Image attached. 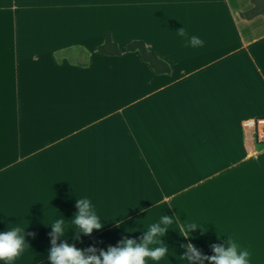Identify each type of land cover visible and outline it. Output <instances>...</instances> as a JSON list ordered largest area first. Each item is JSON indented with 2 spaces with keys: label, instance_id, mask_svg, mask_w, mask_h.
Instances as JSON below:
<instances>
[{
  "label": "crops",
  "instance_id": "0c3cea01",
  "mask_svg": "<svg viewBox=\"0 0 264 264\" xmlns=\"http://www.w3.org/2000/svg\"><path fill=\"white\" fill-rule=\"evenodd\" d=\"M106 35L122 55L96 50ZM136 40L171 73L127 52ZM261 118L260 0H0V232L21 226L30 245L13 264H51L62 217L58 243L106 251L166 214L169 252L147 264L228 238L264 264V145L248 134ZM80 198L103 228L74 240Z\"/></svg>",
  "mask_w": 264,
  "mask_h": 264
},
{
  "label": "clouds",
  "instance_id": "9594fccd",
  "mask_svg": "<svg viewBox=\"0 0 264 264\" xmlns=\"http://www.w3.org/2000/svg\"><path fill=\"white\" fill-rule=\"evenodd\" d=\"M176 32L181 37L187 36L184 28ZM188 43L191 47L203 46V41L196 36L189 37ZM76 208L78 212L71 220L79 232H76L74 240H79L80 234L91 236L94 231L103 228L88 198L77 199ZM65 221L62 217L51 226V248L48 253L51 264H147L148 260L160 261L169 252V246L163 242L162 238L167 235L169 226L174 223L173 216L163 215L158 222L148 227L139 242L124 238L116 246H108L105 251L94 246L81 250L75 244L67 243L66 240L58 243V240L65 235ZM197 229L201 228L196 223L185 222L179 227V235L182 238L191 239V233ZM29 235L35 237L34 233ZM25 236L24 228L18 225L13 226L11 230L0 232V261L13 264L25 249L30 247ZM182 247L185 254L180 257L188 264H205V262L207 264H249L251 255L248 250L241 249L230 238L226 246L213 244L211 256L204 255L192 243L183 244Z\"/></svg>",
  "mask_w": 264,
  "mask_h": 264
},
{
  "label": "trees",
  "instance_id": "16d2710c",
  "mask_svg": "<svg viewBox=\"0 0 264 264\" xmlns=\"http://www.w3.org/2000/svg\"><path fill=\"white\" fill-rule=\"evenodd\" d=\"M100 54L108 56H120L122 51L119 49L117 43L112 40L111 35H106L104 44L100 45L96 49ZM127 52H139L144 62L150 65V67L157 74H170V66L158 57V55L150 50L146 43L142 40H136L129 43L126 46Z\"/></svg>",
  "mask_w": 264,
  "mask_h": 264
},
{
  "label": "built area",
  "instance_id": "2783aa9c",
  "mask_svg": "<svg viewBox=\"0 0 264 264\" xmlns=\"http://www.w3.org/2000/svg\"><path fill=\"white\" fill-rule=\"evenodd\" d=\"M248 134L257 144L264 145V118L255 120L248 128Z\"/></svg>",
  "mask_w": 264,
  "mask_h": 264
},
{
  "label": "rangeland",
  "instance_id": "374dc122",
  "mask_svg": "<svg viewBox=\"0 0 264 264\" xmlns=\"http://www.w3.org/2000/svg\"><path fill=\"white\" fill-rule=\"evenodd\" d=\"M260 3H262L264 5V0H260ZM120 49V48H119ZM121 50V49H120Z\"/></svg>",
  "mask_w": 264,
  "mask_h": 264
},
{
  "label": "bare ground",
  "instance_id": "6f19581e",
  "mask_svg": "<svg viewBox=\"0 0 264 264\" xmlns=\"http://www.w3.org/2000/svg\"><path fill=\"white\" fill-rule=\"evenodd\" d=\"M254 121L250 122L251 124L253 123Z\"/></svg>",
  "mask_w": 264,
  "mask_h": 264
}]
</instances>
